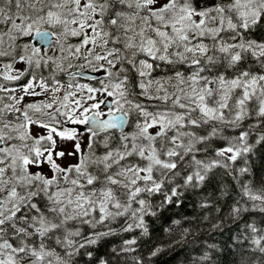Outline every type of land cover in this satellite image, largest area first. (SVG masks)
<instances>
[{
	"label": "snow or ice",
	"instance_id": "1",
	"mask_svg": "<svg viewBox=\"0 0 264 264\" xmlns=\"http://www.w3.org/2000/svg\"><path fill=\"white\" fill-rule=\"evenodd\" d=\"M0 25V264H152L186 197L231 228L191 264H264V0H0Z\"/></svg>",
	"mask_w": 264,
	"mask_h": 264
},
{
	"label": "trees",
	"instance_id": "2",
	"mask_svg": "<svg viewBox=\"0 0 264 264\" xmlns=\"http://www.w3.org/2000/svg\"><path fill=\"white\" fill-rule=\"evenodd\" d=\"M0 27H3V26L0 25ZM256 153H257V155H256L255 159L253 160V169H254L253 171L255 173L257 182H259L260 177L262 175H264V168H263L264 167V144L257 146ZM258 173H259V175H258ZM233 190L235 191V189H233ZM230 199H231V196H229V200ZM193 208H194L193 202L190 201L186 197L183 206L180 207L178 210L174 209L176 215L183 216L185 218V224H190L192 226V228H194L193 234H190V238H186L185 240H180L176 234H173L172 235L173 237H171V236L169 237L168 235L164 236V233L160 229L159 225L155 222L153 223V227H152L151 231L153 233L152 239H153L154 243H156V242L163 243V244L168 245V246L164 247L162 249V251L156 257H154V259L152 260V264H191V262L193 260V252L197 253V255H198L199 252H197V251H200L201 247H203V242L205 240H208L209 242H216V243H219L221 245H224L225 242L228 240L231 228L225 227V229H223V230H217L218 234L216 233V231H209L208 232V223L206 221L202 222V220H201L202 213L198 212V210L195 208L193 210ZM251 213H254V216H252V217H255L257 220L261 219L262 216H264V214H261L259 211L251 212ZM247 218L248 217H246V219ZM228 230H230V231H228ZM202 237H204V238H202ZM217 239H220V240H217ZM195 240H196V242H195ZM199 240L201 242H199ZM221 240H222V242H221ZM173 241H175V242L173 243ZM145 242H146V244L148 243L147 241H145ZM145 242H143L144 245H146ZM153 246H154V244H153ZM99 251L101 254H103V252H104V246L103 245H101ZM232 251L233 250L231 249L230 245L228 247H221V248L216 249L214 252H212V254H211L212 258L209 260L208 264H237V261L239 260L240 254L236 253L237 251H233V252ZM216 252L218 253V255ZM234 253H236V254H234ZM212 255H214L215 258ZM219 257H221V258H219ZM212 259H214V260H212ZM224 260H226V261H224ZM218 261H220V262H218Z\"/></svg>",
	"mask_w": 264,
	"mask_h": 264
},
{
	"label": "bare ground",
	"instance_id": "3",
	"mask_svg": "<svg viewBox=\"0 0 264 264\" xmlns=\"http://www.w3.org/2000/svg\"><path fill=\"white\" fill-rule=\"evenodd\" d=\"M255 159V158H254ZM253 159V160H254ZM264 168V167H263ZM254 170V169H253ZM257 172V171H256ZM263 174V173H262ZM258 175H259V173H258ZM229 199V198H228ZM193 210H194V208H193ZM257 212V211H256ZM258 214V213H257ZM249 216H254V213H249ZM191 218V217H190ZM199 227V226H198ZM230 228V227H229ZM194 229V228H193ZM216 231V233H217V230H215ZM228 231H230V230H228ZM208 232H209V230H208ZM222 232V231H221ZM227 233V232H226ZM200 234V233H199ZM218 234V233H217ZM166 234H164V236H165ZM209 235V234H208ZM220 235V234H219ZM229 235V234H228ZM222 236V235H221ZM171 237H173V236H171ZM216 237V236H215ZM228 237V236H227ZM202 238H204V237H202ZM212 238V237H211ZM216 239V238H215ZM217 240H220V239H217ZM213 241V240H212ZM216 241V240H215ZM154 242V241H153ZM179 242V241H178ZM195 242H196V240H195ZM199 242H201L200 240H199ZM221 242H222V240H221ZM220 242V243H221ZM145 244H146V242H145ZM195 244V243H194ZM224 244V243H223ZM200 246V245H199ZM175 247V246H174ZM200 248V247H199ZM177 249V248H176ZM192 249V248H191ZM189 250V249H188ZM194 250V249H193ZM197 252H199V251H197ZM214 252V251H213ZM233 252V251H232ZM179 253V252H178ZM193 253H195V252H193ZM217 253V252H216ZM222 253V252H221ZM236 253H238V252H236ZM236 253H234V254H236ZM197 254V253H196ZM199 254V253H198ZM214 254V253H213ZM232 254V253H231ZM180 255V254H179ZM217 255H218V253H217ZM213 257H214V255H212ZM216 256V255H215ZM217 257V256H216ZM222 257V256H221ZM221 257H219V258H221ZM224 257V256H223ZM212 258V257H211ZM215 258V257H214ZM227 258V257H226ZM186 260V259H185ZM212 260H214V259H212ZM227 260V259H226ZM226 260H224V261H226ZM218 262H220V261H218ZM228 263V262H227Z\"/></svg>",
	"mask_w": 264,
	"mask_h": 264
},
{
	"label": "rangeland",
	"instance_id": "4",
	"mask_svg": "<svg viewBox=\"0 0 264 264\" xmlns=\"http://www.w3.org/2000/svg\"><path fill=\"white\" fill-rule=\"evenodd\" d=\"M17 67H20V65H17ZM37 99H39V97H36Z\"/></svg>",
	"mask_w": 264,
	"mask_h": 264
}]
</instances>
